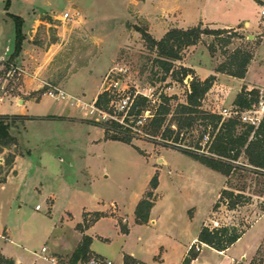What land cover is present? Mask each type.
Wrapping results in <instances>:
<instances>
[{
	"label": "rangeland",
	"instance_id": "374dc122",
	"mask_svg": "<svg viewBox=\"0 0 264 264\" xmlns=\"http://www.w3.org/2000/svg\"><path fill=\"white\" fill-rule=\"evenodd\" d=\"M236 4L240 18L245 14L253 18L258 11V7L248 0H238ZM19 6L27 20L24 31L29 37V47L44 52L54 46L57 52L41 75L45 85L32 94L36 99L42 98L38 102L32 101L29 113L58 115L68 107L92 124L110 127L112 122H117L126 127L129 122L124 120L128 117L119 114L116 108L110 112L101 111L95 107L96 101L93 102L95 96L115 84L118 100L120 96L142 93L150 97L148 108L153 113L159 104H164L169 114L160 130L151 123L129 128L131 145L115 141L91 144V140L102 137V129L83 124L62 121L25 124L26 121H17L10 129L15 142L0 155V181H7L16 174L14 166L9 168L6 165L9 155L16 158L30 152V156L18 158L15 180L0 184V252L7 254L15 264H50L35 253H40L55 234H60L59 226L67 212L72 214V224L79 223L84 211L101 209L98 204L101 201L104 209L116 202L124 213L130 214L143 190L151 191L150 175L157 168L159 171L152 178L156 175L161 180L164 195L158 209L162 216L158 225L134 226L127 238L122 239L117 236L111 221H102L92 233L110 239L108 243L97 241L94 244V250L106 259L88 254L78 264H89L94 259L120 264L122 252L136 251L143 252L141 255L152 261L151 251L161 241L170 242L163 250L165 257L162 258L167 257L169 264H180L184 252L180 244L190 241L204 226H228L245 231L237 249L262 238L253 261L264 264V178L245 170L248 165L244 154L233 162L242 169L238 168L230 177L210 171L204 165L201 168L207 174L200 170L189 173L183 154L187 150L210 156L209 148L217 131L211 134L206 127L209 120L205 117L215 114L222 117V122L237 118L243 123L241 114L223 113L225 109L230 112L239 110L234 106L237 95L244 87L255 86L240 88L238 82L219 80L218 73L213 72L216 81L201 106L189 107L186 113H181L180 106L188 103L192 80L204 81L208 77L201 79L192 70L182 82L173 79L182 78L183 68H188L183 64H190L194 58L212 63L216 71L237 49L250 52L253 58L257 56L259 64L264 67V16L258 22L259 29L242 24L234 29H223L228 33L220 37L203 35L197 45L182 52L180 61H171L159 57L157 50L143 37V32L160 41L171 30H187L184 28L194 25L200 13H217L213 1L203 5L201 0H28L25 8ZM17 7L18 3L15 9ZM66 12H70L73 19L65 21L63 15ZM34 14H39L37 18L42 23L29 34ZM199 25L203 29H212L208 24ZM14 38L12 31L10 40L6 38L0 45V55L7 47L14 49ZM161 62L172 64V71L166 72ZM10 67H3V71L7 73ZM22 75L11 81L14 86L11 85V95H20ZM50 90H64L68 95L83 98L85 104L78 111L70 105L68 96L64 99L43 96ZM165 97L170 98L169 103L165 104ZM2 106L8 109L10 103L6 101ZM34 119L55 120L54 117ZM236 130L241 132L244 128L239 125ZM174 169L185 173L176 176L170 172ZM200 180L206 181L208 188L201 187ZM216 187L220 194L214 200ZM224 189L242 190L245 205L235 210L224 204L215 208ZM48 196L55 201L51 214L53 201L49 202ZM157 199L158 195L153 201ZM37 206L42 210H36ZM93 217L87 219L91 221ZM121 225L124 222L121 221ZM77 231L84 232L83 228ZM65 235V243L61 245L64 249L56 253V260L58 264H73L71 258L83 243L84 236L78 237L73 231ZM203 252L211 264L217 260L228 264L224 256L213 257L205 249ZM129 264L141 263L129 261Z\"/></svg>",
	"mask_w": 264,
	"mask_h": 264
},
{
	"label": "trees",
	"instance_id": "16d2710c",
	"mask_svg": "<svg viewBox=\"0 0 264 264\" xmlns=\"http://www.w3.org/2000/svg\"><path fill=\"white\" fill-rule=\"evenodd\" d=\"M12 18L16 24V41L14 53L7 63L8 67L14 59L20 55L24 42V35L22 32L23 20L16 16H12ZM224 33H228L227 30L203 29L202 26L199 25L187 30H171L160 41L155 40L145 32H143V37L152 45V48L157 50L160 58L169 59L171 61H180L182 59V52L191 46L197 45L201 41L203 35L220 37ZM211 52H214L213 48H211ZM252 60L253 55L250 52L237 49L229 56L227 62L221 64L217 68L216 73L226 74L237 79H245L248 67ZM161 64L165 66L166 72L169 73L172 71V64L165 62H161ZM175 73L176 72L173 71V75H175ZM189 73H192V69L183 68V71L181 72L182 78L173 77V79L177 82H182L184 80L183 77H188ZM215 81L216 76L214 75L209 76L204 81L198 79L192 80L188 92V103L187 105L180 106L182 108L181 113H186V111L189 110V107H200L201 101L211 90ZM117 95L118 94L113 93L110 90L102 92L97 97L95 107L104 112L112 111L114 108V105H112L113 102L118 101ZM257 95L258 93L256 91L249 92L248 89L244 87L237 95L234 101V106L238 108L239 111L249 110L256 102ZM131 99L132 105L126 115L128 118L124 120L129 122L128 126L125 127L117 122H112L110 127L94 124L104 129L105 140L121 142L128 145L132 144V134L129 128L137 127L138 120L141 115H143V111L147 110L150 102L148 98L136 94L131 95ZM164 100L166 104L169 103L170 98L165 97ZM163 105L164 104H159L153 113V116L149 118L143 126L139 127H145L151 123L160 130L164 118L169 114V109L164 108ZM120 114L124 115L123 113ZM130 117H132L131 120H129ZM33 119L34 118L18 115H0V155L15 142V138L10 134V129L14 127L15 123L17 121L25 122ZM205 119L209 120L206 127L211 131V134H214L217 131L209 148L210 156L196 154L187 150H184L183 154L193 158L207 168L220 173L225 177H230L238 171V168H241L235 166L233 162L237 161L244 154L248 165L245 170L252 172L258 177L264 178V118L258 127L242 123L237 118L222 122V117L215 114H207ZM239 125L244 128L241 132H237L236 130V127ZM178 127L180 128V126ZM167 131L175 133L171 130ZM28 155L30 156V152H28ZM14 164L15 156L11 154L7 158L6 165L9 166V168H13ZM5 182L6 179L0 181V183ZM158 185V176L155 175L150 182L151 191L147 192L145 197L137 205L135 214L138 223L148 222L150 210L154 205L153 191L158 188ZM237 191L239 192L224 189L221 192V196L218 203L215 205V208L219 207L220 204H224L228 209L235 210L237 207L245 205V202H243L245 197L241 194L242 190L238 189ZM92 215L94 217L89 221L87 219L88 215L85 214V227H89L105 216L98 212L93 213ZM80 227L82 228V226ZM122 231L127 232V228L122 227ZM244 233L245 231L239 230L235 227L224 226L220 228H210L204 226L201 229L198 241L222 252L241 239ZM91 243L92 239L88 236H84L83 243L78 247L71 258L73 264H78L80 261L87 258V255L90 254ZM195 258L196 254L191 253L189 257L185 259L184 264H191V261ZM129 260H131L130 257H125V264H129ZM0 264H15V262L0 253Z\"/></svg>",
	"mask_w": 264,
	"mask_h": 264
},
{
	"label": "crops",
	"instance_id": "0c3cea01",
	"mask_svg": "<svg viewBox=\"0 0 264 264\" xmlns=\"http://www.w3.org/2000/svg\"><path fill=\"white\" fill-rule=\"evenodd\" d=\"M27 1L28 0H0V45L3 44L6 38H9L10 40L12 31L14 33V37H15L14 39L16 41V24L12 16L19 17L23 20L22 32H23L24 38H26L24 39L22 51L20 55L16 59H14V61L10 64V65L18 67L22 71V74H23L22 75L23 82H22L21 87L18 90L20 95H17V96L11 95L10 93L11 91L10 88L12 85L11 80L7 78V73L3 71V67L7 66V63L10 57L14 53L15 41H14L13 50L7 47L5 52L1 53L0 55V115H9V116L18 115V116H26L29 118H44V117H54L55 118V120H46V119L27 120L25 124L32 122V121H62V122L70 123V124H83L92 129H97V128L102 129L101 127H98L90 123L89 122L90 120H86L85 117H80L78 113L74 112L73 110L71 111L68 107H66L65 112L58 114V115L51 114V113L46 114V115H34L28 112L29 105L32 104V101L38 102L42 98L41 96L39 99H36L34 98V96H32V94L40 91L43 88V85H45V82L42 81L41 79V75L44 73L48 64L52 61L53 57L56 55L57 52H55L56 50L54 46H52L51 48H49L47 51H44V52L36 50L35 48L31 49L29 47V43H28L29 37H27L28 36L27 32L24 31V28L27 24V20L24 17L25 16L24 13H22L23 11H20L21 9H19L20 4L23 5V7L25 8ZM209 1L214 2L215 4L214 9L217 13L212 14V15L200 13L198 21L194 25L189 26V27H194L200 23H203V24H208L212 29H234L244 24L245 26H249L250 28L254 27V28L259 29L258 22L264 16L262 15V10L264 9V0H258L259 2L257 0H248L254 3L256 7H258V11H256L255 13L256 15L254 14L255 16L253 18H251L247 14L243 15L242 18L237 16L239 6L236 4V2L238 0H201L203 5L204 4L207 5ZM241 1L243 0H239V2ZM6 3L7 4L9 3L8 7ZM17 3H18V7L15 9ZM37 17H39V14H34V20L30 28L29 34L33 33V30L31 29L37 28L40 25V23H42ZM189 27L187 26L184 29H188ZM183 65L195 71L201 77V79H206L207 77L212 75L213 72H216L215 67H213L212 63L206 64L205 62H201L200 59H196V58H194L190 62V64H183ZM217 77H218L217 79L219 80L228 79L229 81H236L239 83L240 88L243 85H246L248 87L250 86L264 87V67H262L259 64L257 56H255L253 60L251 61L248 67V72L246 74L245 79H237V78H234L229 75L222 74V73H218ZM62 91L65 93L66 96L70 97V101H69L70 105H72L76 110L80 111L79 109H82L81 106H84L85 104V101L83 100V98H79L77 96L70 95V94L68 95L64 90ZM237 93H239V91ZM43 96L50 97L48 95H43ZM96 100H97V96H95V99L93 102H95ZM6 101L10 103V106L8 107V109H5L2 106L4 105ZM102 132H103L102 137H100L98 140H91V144L111 142L110 140H105L104 129H102ZM26 156H29V155H26ZM26 156H21V155L16 156L15 164H14V171L16 172L15 176L9 177L5 183H0V184H8L12 180H15V178H17L18 176L17 170H16L17 160L19 157H26ZM184 156L186 157L185 158L186 163H188L189 173L190 172L192 173L195 170L196 171L200 170V171H203V173L207 174V172H205L206 170H203V168H201V166L203 165H201L199 162L195 161L193 158L185 154ZM203 167H205L206 169H209L206 166H203ZM157 170H158L157 168H154L152 174L150 175L151 179H152V175L156 173ZM209 170L213 171L211 169ZM170 172L175 173L176 176L178 175L182 176L185 173V171L177 170V169L171 170ZM200 182H201L200 183L201 187L208 188V184L206 181L204 182L200 180ZM198 184H199V181H198ZM161 189H162V182L161 180H159V186L155 190V195H154V196L158 195V199L156 201H153L154 205L152 209L150 210L149 220L147 223H138L136 214H135L138 203L145 197L148 191V189L146 188L143 190L142 195L138 197L135 208L133 212H131L130 214L124 213V210L120 208L116 202H111L109 205V208L104 209L103 208L104 205L102 204L101 201L98 202L101 209L93 211V212L84 211L82 214V221L79 223L72 224L73 222L72 214L70 212H67V215L62 219L60 226L58 224L56 225V230L58 226L60 228V231H61L60 234L58 235L55 234L52 237L53 240H51L50 243H47L49 245L43 246L47 248V252L43 253L41 249V252L35 253V255L43 259L44 261L50 263L49 261L44 259V256L56 258L55 256L56 253L64 249L61 247V245L62 243L63 245L65 243L63 242L64 236H66L65 234L68 231H73L74 233H76L78 237L82 238L83 236H88L92 239V243L90 246V254L106 259V257L103 254L94 250V244L97 241H103L104 243H108L110 242V239L107 238L106 236L94 234L92 233V230L102 221H106V220L111 221L114 224L117 236L124 239V238H127L128 233L133 230L134 226L139 225V226L151 227V226L158 225V223L162 220V216L160 215L161 213H159L158 209H159V206L161 205L160 203H162L164 199L163 197L164 195L162 194ZM219 192H220V189H218L217 187L213 190L214 200L218 199L219 194H220ZM48 197H49V202L51 199L53 201L51 203V208L49 211V214H51L52 207L54 206L55 201L52 198V196H48ZM40 210H42V207ZM96 212L104 214L105 216L99 219L96 223L90 225L89 227H85L84 226L85 225V221H84L85 214H87L88 217H90L93 213H96ZM69 214L71 215V217L68 216ZM121 221L124 222V225H121ZM80 226H82L84 230L83 233L77 231L78 228H81ZM122 227L127 228V232H123ZM200 232H201V229L199 230L197 234H195V236L190 241H184L183 242L184 245L180 244V246H182L181 248H184V252H183L180 264H184L185 259L188 258L191 253L196 254V258L191 261V264H211L209 261V258L203 252V249L211 252V255L213 257L214 256L226 257V259L228 260V264H255L253 260L255 259L257 255L259 243L261 242L262 238H258L256 239L254 243L248 244L243 248L237 249L236 247L242 241L244 237L243 235L241 239H239L230 248H228L225 251L220 252V251H217L211 248L210 246L204 243L199 242L198 238H199ZM6 238H8V233H7ZM165 240H169V239L166 237ZM197 242L203 244L202 251L200 253H196L194 250L190 251V247ZM169 243H170L169 241L167 242L161 241V243L157 244V246L153 249V251H151V254H150V256H152V261H150L149 259H146L143 255H141L143 254V252L140 253L139 251H136V252H131L130 254L122 252L120 254V264H125V257H130L131 260L129 261H133V262L141 263V264H157L159 261H161V264H169L167 257L162 258V256L165 257V253H163V250L169 246L168 245ZM4 256L7 258H10L7 254H4ZM214 264H222V262L221 260H217Z\"/></svg>",
	"mask_w": 264,
	"mask_h": 264
},
{
	"label": "built area",
	"instance_id": "2783aa9c",
	"mask_svg": "<svg viewBox=\"0 0 264 264\" xmlns=\"http://www.w3.org/2000/svg\"><path fill=\"white\" fill-rule=\"evenodd\" d=\"M75 15H78V13L76 12ZM262 15H264V9L262 10ZM63 19L66 20H70L73 19V16L71 15L70 12H66L63 15ZM22 71L18 68L15 67L13 65H11L10 69L7 72V78L9 80H14L15 77H19L21 75ZM116 87V85H112L110 87V91H112L113 93H116L114 90ZM113 89V90H111ZM58 91V93L56 92ZM56 91H48L45 93V95H48L52 98H62L64 99L66 97L65 93L62 90H56ZM249 92L252 91H256L258 93L257 95V99L256 102L252 105L251 109L249 110H245L241 113V111L239 110H232L231 112L228 109L224 110V115H226L228 112L229 113H234L235 115H242L241 116V120L243 121V123L248 124V125H252L254 127H258L259 124L261 123L262 119L264 118V87H251L248 89ZM119 93V92H118ZM136 95H142L146 98L149 99V102L151 104V100L150 97L147 95H144L142 93H136ZM114 108L117 109L118 113H123L124 116L126 117L130 106L132 105V99H131V95L128 96H124V97H119V100L117 102H113ZM93 113V112H92ZM153 116V112L151 109L147 108V110L143 111V115H141L140 119L137 122V127L139 126H143L144 123ZM231 117V116H230ZM206 139L208 140V137H206ZM41 207L37 206L36 210H40ZM202 247L203 244L201 243H195L190 247V251H195L196 253H200L202 251ZM42 252L46 253L47 252V248L43 247L42 248ZM44 259H46L47 261H49L51 264H58L56 258L54 257H48V256H44ZM89 264H112V262L107 261L105 259H94L91 260L89 262Z\"/></svg>",
	"mask_w": 264,
	"mask_h": 264
},
{
	"label": "water",
	"instance_id": "95a60500",
	"mask_svg": "<svg viewBox=\"0 0 264 264\" xmlns=\"http://www.w3.org/2000/svg\"><path fill=\"white\" fill-rule=\"evenodd\" d=\"M160 161H162V162H163V160H160Z\"/></svg>",
	"mask_w": 264,
	"mask_h": 264
}]
</instances>
